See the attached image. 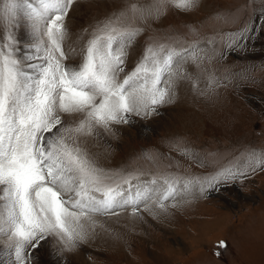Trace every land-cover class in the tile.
I'll use <instances>...</instances> for the list:
<instances>
[{
  "label": "snow or ice",
  "instance_id": "6c2138e0",
  "mask_svg": "<svg viewBox=\"0 0 264 264\" xmlns=\"http://www.w3.org/2000/svg\"><path fill=\"white\" fill-rule=\"evenodd\" d=\"M77 2L0 0V236L7 238L8 258L4 264H30L50 237L66 251L77 248L94 228L96 214L114 215L116 209L130 207L135 215L141 204L151 210L148 201L163 210L165 201L194 188L201 193L218 190L249 172L264 171V154H252L243 166L232 165L208 177L162 176L145 182L131 172L99 167L81 146V138L130 123L131 114H159V106L172 102L176 81L186 76L180 62L186 57L197 61L195 46L177 50L153 42L127 71L129 50L144 31L139 25L169 12L189 13L199 0H133L97 21L90 33L85 29L73 39L67 19ZM21 18L33 37L31 52L23 56L22 42L13 34ZM254 30L241 27L226 46H240ZM77 57L78 63H69ZM216 247L219 255L225 241Z\"/></svg>",
  "mask_w": 264,
  "mask_h": 264
},
{
  "label": "rangeland",
  "instance_id": "374dc122",
  "mask_svg": "<svg viewBox=\"0 0 264 264\" xmlns=\"http://www.w3.org/2000/svg\"><path fill=\"white\" fill-rule=\"evenodd\" d=\"M91 1L78 0L89 15L78 33H90L97 21L133 2L96 0L102 5L92 7ZM72 12L67 22L73 21ZM26 25L21 18L13 34L20 39ZM245 25L255 28L251 39L227 47L228 37ZM139 26L144 31L126 61L127 71L153 42L177 50L195 46L197 61L180 62L186 76L176 81L172 102L159 106V114H131L130 123L99 129V136L90 137L95 143L81 141L98 166L137 174L145 182L208 177L264 154V0H199L189 13L169 12ZM20 41V55L30 53V42ZM147 203L151 210L141 204L135 215L130 207L94 215L88 238L71 251L50 237L54 243L44 242L30 264H264V171L249 172L218 190L194 188L165 201L163 210ZM221 240L226 247L216 255ZM6 243L0 236V247Z\"/></svg>",
  "mask_w": 264,
  "mask_h": 264
},
{
  "label": "bare ground",
  "instance_id": "6f19581e",
  "mask_svg": "<svg viewBox=\"0 0 264 264\" xmlns=\"http://www.w3.org/2000/svg\"><path fill=\"white\" fill-rule=\"evenodd\" d=\"M99 1V0H98ZM92 2V7H95L96 6V4L97 5H102V4H98L97 3V1L95 0V1H91ZM83 3V2H82ZM82 3H80V2H78V3H76L75 5H74V7H73V12H72V17H71V19L73 18V21H69V22H67V25H68V27H69V29L74 33V37H73V39L75 38V34H79L78 32H79V30L80 29H82L83 27H84V25H85V23H87L88 21L86 20V18H88L87 17V10H86V8H85V6H83V4ZM100 3V2H99ZM90 4V3H89ZM87 6V5H86ZM89 7L90 6H88V9H89ZM91 7V8H92ZM89 11V10H88ZM89 16V15H88ZM23 19V18H22ZM89 19V18H88ZM25 24V23H24ZM17 34V33H16ZM20 39L23 41V42H30L31 43V41H32V39H33V37H32V35H31V31H30V29H29V27H28V25H26V26H24L22 29H21V32H20ZM81 43H83V41L81 42ZM30 45V44H29ZM21 46H22V44H21ZM29 50H31V49H29ZM134 49L133 48H131L130 50H129V56H128V62H130L131 61V58H132V56H133V54H134V51H133ZM24 52V51H23ZM21 54V53H20ZM24 54V53H23ZM79 59V58H78ZM180 86V85H179ZM137 121H139V120H137ZM139 124H140V122H139ZM95 139H93V138H90V137H87V138H81V141L83 142H85L86 143V146H88V145H90V144H92V143H95V141H94ZM49 242H52V243H54V240H49L48 242H47V244L49 243ZM7 244V243H6ZM56 244V243H55ZM5 247H0V264H4V262L7 260V257H6V255H5ZM74 260V259H73Z\"/></svg>",
  "mask_w": 264,
  "mask_h": 264
}]
</instances>
